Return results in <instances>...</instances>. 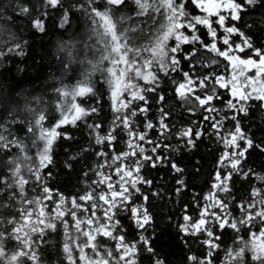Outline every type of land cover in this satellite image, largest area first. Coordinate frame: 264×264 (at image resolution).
I'll return each instance as SVG.
<instances>
[{"label": "snow or ice", "instance_id": "1", "mask_svg": "<svg viewBox=\"0 0 264 264\" xmlns=\"http://www.w3.org/2000/svg\"><path fill=\"white\" fill-rule=\"evenodd\" d=\"M0 68V264H264V0H0Z\"/></svg>", "mask_w": 264, "mask_h": 264}, {"label": "trees", "instance_id": "2", "mask_svg": "<svg viewBox=\"0 0 264 264\" xmlns=\"http://www.w3.org/2000/svg\"><path fill=\"white\" fill-rule=\"evenodd\" d=\"M57 39L56 36H50L47 38H41L39 35L35 38V45H36V52L38 53H43V51L45 50V47H51L54 49V42ZM29 63H31V61H29ZM37 63L39 64V58L37 59ZM10 67V66H9ZM3 69L0 68V72H2ZM51 69L49 68H37L34 71H32L29 74V80H24L21 83L22 87L25 88H31L34 84L35 85H39V83L41 82V80L46 78V74L50 73ZM9 80H12L13 74L12 73H7L6 74ZM20 75V74H18ZM161 177H164V173H160L159 174ZM159 182V181H158ZM168 182H169V186H170V178H168ZM197 183H200V181H197ZM165 211H167V208L164 209Z\"/></svg>", "mask_w": 264, "mask_h": 264}]
</instances>
